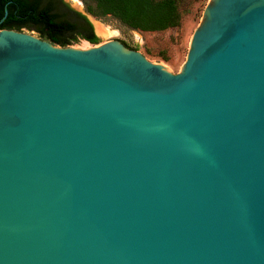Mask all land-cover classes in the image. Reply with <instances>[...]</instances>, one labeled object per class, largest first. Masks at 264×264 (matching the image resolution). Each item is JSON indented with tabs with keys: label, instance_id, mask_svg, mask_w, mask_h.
<instances>
[{
	"label": "water",
	"instance_id": "95a60500",
	"mask_svg": "<svg viewBox=\"0 0 264 264\" xmlns=\"http://www.w3.org/2000/svg\"><path fill=\"white\" fill-rule=\"evenodd\" d=\"M0 264H264V0H210L179 74L0 29Z\"/></svg>",
	"mask_w": 264,
	"mask_h": 264
},
{
	"label": "trees",
	"instance_id": "16d2710c",
	"mask_svg": "<svg viewBox=\"0 0 264 264\" xmlns=\"http://www.w3.org/2000/svg\"><path fill=\"white\" fill-rule=\"evenodd\" d=\"M87 12L97 18L112 17L129 29L163 32L181 24L177 0H82ZM0 29L36 31L55 45L68 47L79 39L99 43L86 15L64 0H0Z\"/></svg>",
	"mask_w": 264,
	"mask_h": 264
},
{
	"label": "rangeland",
	"instance_id": "374dc122",
	"mask_svg": "<svg viewBox=\"0 0 264 264\" xmlns=\"http://www.w3.org/2000/svg\"><path fill=\"white\" fill-rule=\"evenodd\" d=\"M64 1L74 10L91 17L94 26L97 23H101L111 30L117 31L116 34L108 38L98 37L99 43L97 44H91L88 41L79 39L69 47L86 50L107 41L118 40L129 49L141 52L149 60L165 65L173 74H179L187 61L192 37L203 20L204 10L210 0H177L181 14V24L177 28L163 32L132 30L112 17H94L87 12L86 3L82 0H80L82 7H78L70 0ZM22 32L43 39L36 31L24 28Z\"/></svg>",
	"mask_w": 264,
	"mask_h": 264
},
{
	"label": "bare ground",
	"instance_id": "6f19581e",
	"mask_svg": "<svg viewBox=\"0 0 264 264\" xmlns=\"http://www.w3.org/2000/svg\"><path fill=\"white\" fill-rule=\"evenodd\" d=\"M70 1H72L78 7H82L80 0H70ZM95 29H96L97 35L101 38H108L117 33V31H113L101 23H97V25H95Z\"/></svg>",
	"mask_w": 264,
	"mask_h": 264
}]
</instances>
